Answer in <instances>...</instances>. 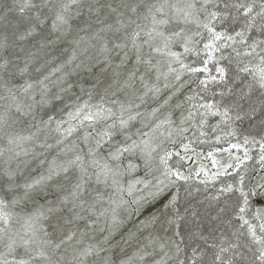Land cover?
Instances as JSON below:
<instances>
[{
	"label": "snow or ice",
	"instance_id": "1",
	"mask_svg": "<svg viewBox=\"0 0 264 264\" xmlns=\"http://www.w3.org/2000/svg\"><path fill=\"white\" fill-rule=\"evenodd\" d=\"M0 264H264V0H0Z\"/></svg>",
	"mask_w": 264,
	"mask_h": 264
},
{
	"label": "trees",
	"instance_id": "2",
	"mask_svg": "<svg viewBox=\"0 0 264 264\" xmlns=\"http://www.w3.org/2000/svg\"><path fill=\"white\" fill-rule=\"evenodd\" d=\"M197 66H199L197 64ZM212 65H209V68H211ZM163 95H166L163 94ZM246 125H241L240 128H239V133H243L245 134L246 133ZM214 144H211L210 142L209 143H203V144H195L194 147L196 148V151L198 152H201L203 153V155L200 157L202 159V162L206 163V157L207 156V153L209 151H214V149L216 148L215 146H213ZM195 159L197 160V158L195 156H193L191 159L189 160H185V161H182V163L184 164V170L186 171L187 169L189 168H198L199 167V164H195ZM173 163H175V159L173 160ZM205 165V164H203ZM206 169L209 171V169L206 167ZM210 172V171H209ZM199 182L198 181H193V197H198L199 199H203L204 195L205 194H211L212 191H214L213 188L209 187L207 190L204 189V187L201 185V192L200 193H196L195 190H194V187L196 184H198Z\"/></svg>",
	"mask_w": 264,
	"mask_h": 264
},
{
	"label": "rangeland",
	"instance_id": "3",
	"mask_svg": "<svg viewBox=\"0 0 264 264\" xmlns=\"http://www.w3.org/2000/svg\"><path fill=\"white\" fill-rule=\"evenodd\" d=\"M154 106V105H153ZM212 123H214L215 121L214 120H212L211 121ZM238 135H240V136H242L243 135V133H237ZM211 135V134H210ZM232 142H236L235 140H233ZM211 144H214L213 146H215V147H221V148H226V147H228V145L226 144V143H223V142H221L220 144H215L214 143V138H213V140L210 142ZM233 151H235V150H233ZM213 154H214V158L215 159H217V160H220L221 162H224V161H226V159H227V153H225V152H219V153H217V152H215V150L213 151ZM206 157V163H204V162H202V159L201 158H199V160H196L195 159V164H205L204 166L205 167H207L208 169H209V171L211 172V171H214L215 169H214V167H213V165H212V162H211V160H212V158H209L208 156H205ZM119 239V237H117V240ZM129 251H130V249H129Z\"/></svg>",
	"mask_w": 264,
	"mask_h": 264
}]
</instances>
